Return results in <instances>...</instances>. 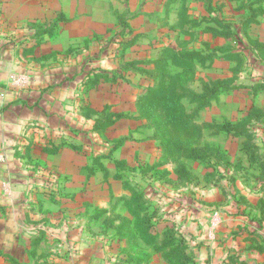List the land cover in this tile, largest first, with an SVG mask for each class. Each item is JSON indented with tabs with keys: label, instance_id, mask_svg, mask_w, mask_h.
<instances>
[{
	"label": "rangeland",
	"instance_id": "obj_1",
	"mask_svg": "<svg viewBox=\"0 0 264 264\" xmlns=\"http://www.w3.org/2000/svg\"><path fill=\"white\" fill-rule=\"evenodd\" d=\"M2 81L30 99L0 139L17 262L71 233L83 264H264V0H0Z\"/></svg>",
	"mask_w": 264,
	"mask_h": 264
},
{
	"label": "crops",
	"instance_id": "obj_2",
	"mask_svg": "<svg viewBox=\"0 0 264 264\" xmlns=\"http://www.w3.org/2000/svg\"><path fill=\"white\" fill-rule=\"evenodd\" d=\"M11 85L10 81H2L0 84V139L5 138V134L8 126H18L20 120L25 118L29 108L28 105V95L21 96L19 93L11 91L12 88L7 86ZM54 85V84H53ZM50 86H47V90ZM50 90V89H49ZM48 92V91H47ZM38 97L31 96V99L34 100V103L30 104L34 113H40V104ZM45 99V98H44ZM29 106V107H30ZM30 108V109H31ZM25 109L27 111H25ZM26 112V113H25ZM21 114V115H20ZM17 121V122H15ZM19 152H15L18 154ZM29 157V155H27ZM24 165V164H22ZM45 231V229H43ZM52 240L54 243L52 247L48 250H45V244L42 242L48 238V235L45 233H40L38 236L34 237L31 246L28 247L31 251V261L30 262H17L16 260L21 256V253L26 252L25 245H16L18 247V257L15 255L16 252L11 249L13 246L9 247L8 251L0 250V259L5 262V264H83L79 261L78 247L75 243V240L71 241L72 236L69 233L68 240L62 239V235L51 234ZM11 255V257L9 256ZM3 264V263H2Z\"/></svg>",
	"mask_w": 264,
	"mask_h": 264
},
{
	"label": "trees",
	"instance_id": "obj_3",
	"mask_svg": "<svg viewBox=\"0 0 264 264\" xmlns=\"http://www.w3.org/2000/svg\"><path fill=\"white\" fill-rule=\"evenodd\" d=\"M240 37L241 36H238V35L236 37L237 38L236 40L238 41V43L240 42L239 41ZM103 77L106 78L107 75H95L93 77V79H91L92 85L99 84L100 78H103ZM229 81H230L229 79H225V78L224 79H218V80L214 81L210 86L203 89V92L201 94H192V95L194 98L201 99V104L205 105V104L209 103L213 98H215L216 95H218L219 93L224 92V91L228 92L230 90H233L232 86H230V84L228 83ZM249 88L250 89L254 88L253 93H256L257 90H264V82L258 83L256 85H252ZM161 89H162V86L159 87L158 92H160ZM174 105L177 106L176 103H174ZM104 114H105V117L107 118V120L101 121V122L99 121V122H97V125H95L97 127L102 125L101 126L103 128L102 130H105L108 127L112 126L118 120L119 115H120L119 113H114V112H110V113L106 112ZM186 119L187 118H182V117L177 118L176 117L173 120H175V122H177L183 126H188L189 122ZM192 126H194V125H192ZM231 128H233V124L226 122L220 127V130H225V131L229 132ZM244 131L245 130H243V129H238L237 131L233 132L232 134L241 135L244 133L245 135H247L246 131L245 132ZM205 149H206V147L202 148V150H205ZM44 150L46 152L48 151L47 148H44ZM57 151H58L57 147H54L52 150H50L51 153H56ZM198 151H201V148H199L198 146L195 145V146L188 149V155L187 156H189L193 159H198L202 155L200 153L198 154ZM215 151L220 156H222V154H220L217 147H216ZM223 154H225V153L223 152ZM182 169H183V171H185L183 167H182ZM185 255H186V253H184L183 251L175 249L173 251V256L175 257V259L177 261L174 264H183L185 257H186Z\"/></svg>",
	"mask_w": 264,
	"mask_h": 264
}]
</instances>
